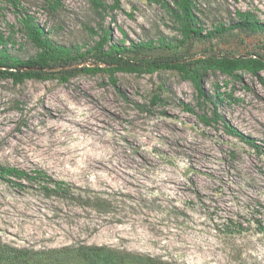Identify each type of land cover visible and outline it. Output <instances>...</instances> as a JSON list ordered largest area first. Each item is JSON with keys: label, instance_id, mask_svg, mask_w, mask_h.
Here are the masks:
<instances>
[{"label": "rangeland", "instance_id": "1", "mask_svg": "<svg viewBox=\"0 0 264 264\" xmlns=\"http://www.w3.org/2000/svg\"><path fill=\"white\" fill-rule=\"evenodd\" d=\"M48 1L0 0V39L12 38V55L28 60L38 52L21 32L25 15L57 44L85 51L99 40L88 31L100 22L89 0H65L57 11ZM119 1L120 9L110 10L104 22L114 41L181 39L161 4ZM196 11L204 34L236 23L239 12L264 23V0H196ZM175 51L263 56L264 33L230 31ZM160 56L173 57L174 51L140 57ZM116 79V86L107 73L79 74L68 83L0 79V164L44 169L97 192L113 207L100 213L46 197L37 184L19 187L0 177V244L39 253L30 264H83L72 254L51 253L79 245L176 264H264V72L243 73L242 80L208 73L205 79L211 93L218 84L226 96L222 115L256 139L262 153L222 126H204L196 91L177 72L117 73ZM155 96L158 104L152 103Z\"/></svg>", "mask_w": 264, "mask_h": 264}, {"label": "trees", "instance_id": "2", "mask_svg": "<svg viewBox=\"0 0 264 264\" xmlns=\"http://www.w3.org/2000/svg\"><path fill=\"white\" fill-rule=\"evenodd\" d=\"M16 0H12L15 5ZM65 0H49V8L57 11L64 6ZM93 9L99 15L98 29L88 28L91 35L99 37L95 45L83 51L80 46H66L57 44L50 37L45 27L31 15L21 19L23 32L33 46L37 49L35 57L22 60L10 53L8 45L12 38L0 39V79L12 80L16 85L28 80L57 79L61 83H68L72 77L79 74L96 75L107 73L113 85L116 86L117 73L134 75H152L158 71H175L184 81L190 82L195 91L197 107L203 113L199 114L201 123L210 128L222 126L229 136L237 138L240 142L250 146L257 153H262L257 140L248 136L231 125L222 115L219 106L224 102L225 94L221 93L220 85L211 93L206 87L205 79L208 73H220L237 80H242L243 73L260 77L264 72V55H249L229 57L224 55L208 54L197 55L183 53L180 55L175 50L185 45L190 46L195 41L212 40L217 35H224L230 31L258 34L264 33V23L257 20L250 12H239V20L226 28L220 25L215 31L204 34V28L196 11V0H153L165 7L174 23L181 39L176 42L168 39L155 41L116 42L112 39V31L104 26L106 15L109 11L120 9V1L110 6L104 0H89ZM174 51L173 57H157L143 59L140 56L153 50ZM90 62V64H89ZM232 98L231 95H229ZM160 96L152 99L153 104H158ZM185 111L195 113L191 104H184ZM0 177L14 186L24 187L22 182L39 185L46 197H60L76 203L80 207L91 208L100 213L112 212V203L99 196L93 190H82L74 187L64 180L55 179L44 169L28 171L18 167L0 164ZM74 190L80 191L76 193ZM85 194V195H84ZM264 233V227H261ZM51 253L72 254L83 264H176L164 261L161 258L141 254H126L117 252L107 246L64 247L54 249ZM39 253L29 249H18L0 244V264H25L31 263ZM57 264H63L58 261Z\"/></svg>", "mask_w": 264, "mask_h": 264}]
</instances>
